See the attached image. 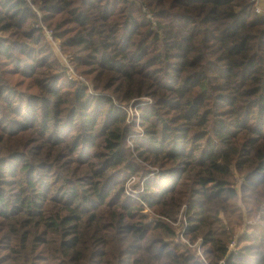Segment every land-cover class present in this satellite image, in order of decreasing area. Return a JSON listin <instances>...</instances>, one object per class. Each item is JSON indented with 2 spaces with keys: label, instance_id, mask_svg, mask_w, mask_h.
<instances>
[{
  "label": "trees",
  "instance_id": "1",
  "mask_svg": "<svg viewBox=\"0 0 264 264\" xmlns=\"http://www.w3.org/2000/svg\"><path fill=\"white\" fill-rule=\"evenodd\" d=\"M30 1L94 93L44 49ZM144 98L163 101L121 147ZM179 215L188 243L166 240ZM221 263L264 264L252 0H0V264Z\"/></svg>",
  "mask_w": 264,
  "mask_h": 264
},
{
  "label": "rangeland",
  "instance_id": "2",
  "mask_svg": "<svg viewBox=\"0 0 264 264\" xmlns=\"http://www.w3.org/2000/svg\"><path fill=\"white\" fill-rule=\"evenodd\" d=\"M30 6L33 8V10L36 12L37 14V24H38V28H41V33L42 35L45 37V35L47 36V40L45 41V47L44 49H47L49 54L51 55L52 58L56 59L59 64L61 63L63 66L67 67L69 69V73H70V79L74 80L77 79L79 81H81L90 91V93H94L93 92V87L91 84H89L88 82L85 81V78L82 76V73L80 71V68L78 65L75 64V62L71 59L69 53L67 52L66 49H64L65 47L62 46V42L56 38L55 36H53L51 31H48L46 28V20L43 17V14L38 10L37 5L34 2L30 1ZM45 34V35H44ZM110 95V94H109ZM210 100L213 104V106L215 107V110L218 109V106L216 105L217 103V99L213 96H209ZM151 101L148 99H144V100H140L138 101L137 104H141V106H148V104ZM123 108H127L128 112H127V120H126V124L124 126V128L127 126L128 127V132L131 133V135L129 137H127L126 131L123 128V134L121 135L120 138H125V134H126V140L121 143L122 145H127L129 140L134 136V133L137 132V127L135 126L136 124V111L137 109H134V107L129 106V107H123ZM129 115L131 116V120L128 121ZM141 121V118H140ZM139 121V122H140ZM136 134V133H135ZM128 140V142H127ZM193 183H194V176L191 175L189 177L188 180V184L186 187V195L191 194V190L193 188ZM238 183L240 185L241 183V179L238 176ZM137 184L134 182V179H130L127 183V188L128 191L133 190L134 186H136ZM239 203H241V200H239ZM242 207L244 208V205L242 204ZM145 212L148 213L147 209H145ZM176 225H178V229H177V234L178 236L172 239H168L166 238L167 241H179L180 240H185L187 242V240L184 238L183 236V232L182 229L183 227H181L182 225L184 226L185 224V218L182 215H179L175 221ZM238 238V235L235 236V240L230 244V250H234L235 248V242L236 239ZM188 243V242H187ZM222 264V263H221Z\"/></svg>",
  "mask_w": 264,
  "mask_h": 264
},
{
  "label": "built area",
  "instance_id": "3",
  "mask_svg": "<svg viewBox=\"0 0 264 264\" xmlns=\"http://www.w3.org/2000/svg\"><path fill=\"white\" fill-rule=\"evenodd\" d=\"M253 2V5H254V10L255 12L264 17V0H252ZM144 99H148L150 100L151 102L148 104V106H151V107H155L157 105H159L160 103H162L163 100H152V99H149V98H144ZM142 99V100H144ZM166 100H168V98H166ZM138 106H141V104H137L135 105L134 109H137L136 111V124L135 126L137 127V132H141L140 130V118H141V112H142V109L141 108H138ZM145 106V105H144ZM144 106H141V107H144ZM148 106H145V107H148ZM126 112H128L127 108H125ZM131 120V116L129 115V118H128V121ZM127 127V126H126ZM126 134H127V137H129L131 135V133L128 132V127L126 128ZM124 132L122 131L121 135L123 134ZM136 133V132H135ZM126 134H125V138H119V145L121 147H125L126 145H122L121 143H123L127 138H126ZM130 134V135H129ZM121 137V136H120ZM122 139H123V142H122ZM128 142V140H127Z\"/></svg>",
  "mask_w": 264,
  "mask_h": 264
},
{
  "label": "water",
  "instance_id": "4",
  "mask_svg": "<svg viewBox=\"0 0 264 264\" xmlns=\"http://www.w3.org/2000/svg\"><path fill=\"white\" fill-rule=\"evenodd\" d=\"M98 94H100V93H98ZM131 106H132V107H135V105H131ZM126 128H127V127H125L124 130H126Z\"/></svg>",
  "mask_w": 264,
  "mask_h": 264
},
{
  "label": "bare ground",
  "instance_id": "5",
  "mask_svg": "<svg viewBox=\"0 0 264 264\" xmlns=\"http://www.w3.org/2000/svg\"><path fill=\"white\" fill-rule=\"evenodd\" d=\"M86 81V80H85ZM87 82V81H86ZM122 142H123V139H122Z\"/></svg>",
  "mask_w": 264,
  "mask_h": 264
}]
</instances>
